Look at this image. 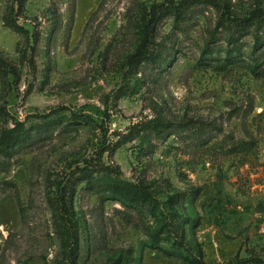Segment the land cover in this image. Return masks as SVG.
<instances>
[{
  "label": "rangeland",
  "instance_id": "obj_1",
  "mask_svg": "<svg viewBox=\"0 0 264 264\" xmlns=\"http://www.w3.org/2000/svg\"><path fill=\"white\" fill-rule=\"evenodd\" d=\"M168 1L28 0L29 66L0 0V53L20 73L0 78V130L10 116L31 128L0 173V264H183L176 243L149 234L161 216L179 220L185 255L264 264V28L256 43L254 27L228 18L264 11V0H190L183 19L164 14L150 31L153 61L136 62L142 18ZM58 106L88 121L35 117ZM241 140L253 143L247 154L232 150ZM84 167L142 187L155 213L128 188L97 191L104 181L88 185Z\"/></svg>",
  "mask_w": 264,
  "mask_h": 264
},
{
  "label": "trees",
  "instance_id": "obj_2",
  "mask_svg": "<svg viewBox=\"0 0 264 264\" xmlns=\"http://www.w3.org/2000/svg\"><path fill=\"white\" fill-rule=\"evenodd\" d=\"M6 1V7L3 14V24L11 29L13 32L21 35L24 39V46L18 47V52L20 55V59L23 61L27 60L29 66L33 65V58L32 54L35 51V43L38 41V35L35 32L34 28L26 27L24 23L20 22L19 19L22 15V13L25 10L26 4L28 0H5ZM191 4L190 0H181L178 4L174 3L172 0L168 1V4H158L156 6L152 7V11L150 12V18L145 19L142 18V41L139 44L135 54L132 56L134 57L135 61H143L146 63H150L153 61L154 56H152V53H150L148 44V36L150 31L153 30V27L157 23V20L161 18L164 14L172 15L175 20H181L184 18V13L188 5ZM231 21H233L234 25L237 26L239 29V32H243V30H247L249 26L254 27L253 34L254 38L256 39V43L259 42V39L261 38L260 35L264 28V11L263 10H255L251 13V15L248 18H244L241 20L230 18ZM56 28V24L53 26ZM250 29V28H249ZM29 53V55H28ZM31 55V56H30ZM10 77L15 81L20 80V73L15 65H12L8 59H6L1 53H0V78H7ZM61 110H69L70 112V118L71 121L75 122H87L88 117L87 115L83 114L82 112L70 109L68 107L64 106H58L54 109H52L47 114H40L36 115V118L44 119L47 126H56L58 124H62L61 119H47L51 115L57 114ZM4 114L3 109L0 107V115ZM5 114L8 115V113L5 112ZM12 120V127H4L0 130V157L2 160H0V173L1 172H8L9 170V161L14 156L15 149L18 145L23 143L26 139L29 138L31 133V128H27L25 126V123L21 120H19L16 117H11ZM109 117L107 114L102 116V125L104 126L105 123L108 121ZM58 120V121H57ZM147 125L150 129L154 131H162L161 123L160 121L151 119L147 121ZM104 131H107L106 127H103ZM134 139L133 134H129L126 136H123L120 140H118L115 143V147L120 143L129 142ZM253 143H247L243 140H241V143L238 145L233 146L232 150L233 152L239 153V154H247L251 148ZM105 151V149H104ZM101 170L109 171V167H103ZM82 175L85 179H87V184L92 186L93 183L99 182L100 180L104 181L103 186L97 189V191H113L115 192L117 188H122L121 190L126 191L125 189L128 188L130 191L131 197L129 200L134 201L133 195L134 194H140V206H143L144 204H147V208L151 210L152 213H155L153 208V200L151 197H149L145 190L142 187H138L135 184L130 185V183H127L125 181H117L115 179H111V177L108 175L106 177H96L94 179L92 167H84L80 170ZM111 172V170H110ZM113 172V171H112ZM99 184V183H98ZM126 195V192H125ZM62 196V195H61ZM127 196V195H126ZM63 197V196H62ZM61 197V198H62ZM63 200V199H62ZM152 201V203H151ZM61 206V204H60ZM144 207V206H143ZM62 211V209H60ZM162 214V213H161ZM64 220H66V216H62ZM163 220H161V223L158 228L155 230L149 232L150 236L152 238L160 237L161 234H164V239H168L172 243H176V245H172L171 253L174 254V257L176 259L180 260V263L183 264H206L202 258H197L195 256H192L190 253L188 255H185L183 253L181 246L177 245L178 240V234H179V220L178 219H170L167 220L163 216H161ZM68 256H72V249L71 247L68 250ZM252 258H240L239 255H236L234 259L226 262V263H216V264H248L251 262ZM261 261V260H260ZM252 263H254L252 261Z\"/></svg>",
  "mask_w": 264,
  "mask_h": 264
}]
</instances>
